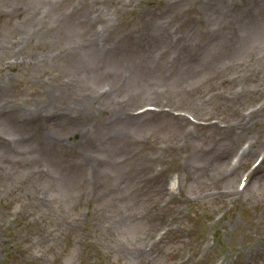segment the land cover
<instances>
[{"label": "rangeland", "instance_id": "obj_1", "mask_svg": "<svg viewBox=\"0 0 264 264\" xmlns=\"http://www.w3.org/2000/svg\"><path fill=\"white\" fill-rule=\"evenodd\" d=\"M262 137L264 0H0V264H264Z\"/></svg>", "mask_w": 264, "mask_h": 264}, {"label": "bare ground", "instance_id": "obj_2", "mask_svg": "<svg viewBox=\"0 0 264 264\" xmlns=\"http://www.w3.org/2000/svg\"><path fill=\"white\" fill-rule=\"evenodd\" d=\"M253 117V116H252ZM252 117H251V119H252ZM244 124V123H243ZM232 130V129H231ZM263 142L264 141V137H262L260 140H259V142ZM260 146V145H259ZM251 150V148L249 147L247 150H245V151H242V156H244L248 151H250ZM237 171V167L236 166H230L229 165V167H228V176H232L235 172ZM254 173V172H253ZM253 173L251 174V176L253 175ZM250 176V177H251ZM250 177H249V179L248 180H250ZM128 255H129V257H133V254H132V252L131 251H129L128 252Z\"/></svg>", "mask_w": 264, "mask_h": 264}]
</instances>
